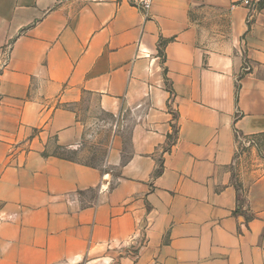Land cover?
<instances>
[{"label": "crops", "instance_id": "0c3cea01", "mask_svg": "<svg viewBox=\"0 0 264 264\" xmlns=\"http://www.w3.org/2000/svg\"><path fill=\"white\" fill-rule=\"evenodd\" d=\"M0 41V264H264V0H0ZM87 97L133 119L104 169L56 153Z\"/></svg>", "mask_w": 264, "mask_h": 264}, {"label": "rangeland", "instance_id": "374dc122", "mask_svg": "<svg viewBox=\"0 0 264 264\" xmlns=\"http://www.w3.org/2000/svg\"><path fill=\"white\" fill-rule=\"evenodd\" d=\"M0 41V73L6 63L10 44ZM91 100V104L87 101ZM96 99L87 97L78 107L80 116L81 137L75 150L57 151L72 161L99 169L105 168L110 140L115 132L127 138L133 119L124 115L126 122L120 121L111 114L101 111L96 106ZM125 121V120H124ZM264 170V155L258 154L256 145L248 137L236 136L234 163L231 167L232 181L239 187V196L243 200L246 187ZM79 264H83L80 262Z\"/></svg>", "mask_w": 264, "mask_h": 264}, {"label": "built area", "instance_id": "2783aa9c", "mask_svg": "<svg viewBox=\"0 0 264 264\" xmlns=\"http://www.w3.org/2000/svg\"><path fill=\"white\" fill-rule=\"evenodd\" d=\"M131 7L135 8L142 14L146 15L152 8L154 0H124ZM256 0H241V3L245 7H250Z\"/></svg>", "mask_w": 264, "mask_h": 264}, {"label": "trees", "instance_id": "16d2710c", "mask_svg": "<svg viewBox=\"0 0 264 264\" xmlns=\"http://www.w3.org/2000/svg\"><path fill=\"white\" fill-rule=\"evenodd\" d=\"M250 140L256 145V151L258 154L263 153L264 150V134L248 136Z\"/></svg>", "mask_w": 264, "mask_h": 264}]
</instances>
